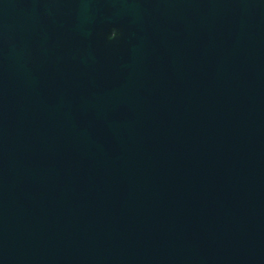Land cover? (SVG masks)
<instances>
[{
	"label": "water",
	"instance_id": "water-1",
	"mask_svg": "<svg viewBox=\"0 0 264 264\" xmlns=\"http://www.w3.org/2000/svg\"><path fill=\"white\" fill-rule=\"evenodd\" d=\"M0 264H264V0H0Z\"/></svg>",
	"mask_w": 264,
	"mask_h": 264
}]
</instances>
